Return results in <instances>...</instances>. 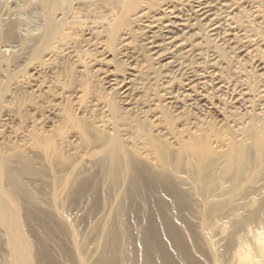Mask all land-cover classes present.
<instances>
[{"label": "rangeland", "instance_id": "rangeland-1", "mask_svg": "<svg viewBox=\"0 0 264 264\" xmlns=\"http://www.w3.org/2000/svg\"><path fill=\"white\" fill-rule=\"evenodd\" d=\"M127 1L103 0L95 7L91 5L94 0H79L80 4L67 2L62 7L67 24L62 34L68 36L67 43L57 42L44 50L40 48L37 53L32 48L43 27L37 18L25 13L19 15L26 33L22 42L16 43V47L15 44L10 47V42L0 43V154L7 158L29 154L31 132L56 131L58 143L63 137L64 152L72 159L73 166L95 176L99 189L86 197H76L71 213L74 234L84 240L89 264L99 260V240L102 231L109 227L108 232L118 235L116 254L120 253L119 243L126 240L125 234L130 236L131 260L134 259L135 264H139L143 248L153 263L155 257L149 244L157 247L160 264H264V206L261 212L255 213L257 215L252 214L255 221L244 224L242 214L236 213L231 205L242 202L244 196L255 201V205L259 199L264 201V167L259 165L257 146L261 139L264 152V110L260 109L262 102L257 96L264 85V70L259 69L264 65L257 68L258 62L254 61L264 63V0H249L247 5L241 4L229 15L239 30L248 32V40L238 38L239 43L247 47L244 53L210 37L205 27L194 21L189 0H135L111 45L108 30ZM7 2L0 0L1 20L8 18L2 10ZM166 8L177 12L187 24L183 36L197 53L189 55L188 52L179 61L200 73L208 72L205 78L208 82L217 80L221 85L227 84V89L222 90L217 89L219 85H212L213 92L212 83H206L203 94L206 93L207 107H188L183 101L187 93L180 85L183 84L181 74L176 68L155 64L146 48L147 26L162 17ZM121 80L127 83L122 90L119 89ZM172 99L178 103L171 104ZM242 99H248L249 104L239 106ZM112 101L120 112L117 119L124 147L143 168L153 172L160 170L147 139L168 148L171 170L168 184L171 180L172 186L174 183L180 188L175 187L180 197L171 194L169 186L158 189L145 178L141 180L144 188L141 191V187L135 191L130 189L131 177L115 182L101 179L97 164L88 157L87 147L78 134L69 126L62 128L64 114L70 112L87 127L90 141L99 140L112 131L107 111V104ZM126 102L132 107L126 106ZM199 141L205 142L214 158V166L205 170L206 184L199 180L196 157L182 152L184 146ZM234 148L245 151V167L239 174L233 172V177L230 174L220 180L225 167L223 156ZM209 181L216 188L219 205L213 209L208 201L202 210L199 193L212 192L208 188ZM228 194L234 201H226ZM123 199L125 207L119 210ZM219 200L223 201L222 206ZM224 202H227L225 206ZM119 212L123 229L116 227ZM235 222L240 223L238 227Z\"/></svg>", "mask_w": 264, "mask_h": 264}, {"label": "bare ground", "instance_id": "bare-ground-1", "mask_svg": "<svg viewBox=\"0 0 264 264\" xmlns=\"http://www.w3.org/2000/svg\"><path fill=\"white\" fill-rule=\"evenodd\" d=\"M6 1H8L6 3L7 6H4L5 8L3 7L4 9L2 10L4 12L3 14L7 15L8 18L3 20L0 19V25L3 28V30L1 29L2 32L0 31V43L2 41L10 42L11 45L8 43L10 47L12 44H15L16 47V43L19 44L22 42V37L23 35H26V33L24 34L23 22L19 18L21 13H25L31 17L33 16L37 18L42 25L41 27H43V31L41 29L42 34L37 37L36 45L32 48L33 51L36 50L35 53H37L40 48H43L44 50L45 47L53 45L57 42L58 44L61 43V45L62 43H67L68 36L62 34L63 26L66 24L62 7L67 2L69 4L72 2H77L80 4L79 0ZM102 1L103 0H94L91 5L94 7L97 5L99 6L102 4ZM189 1L191 2L190 4L193 9L194 21H196V23L199 22L201 26L205 27L207 34L210 37H213L214 40H217L216 42H221L222 45L224 44L227 46V48L231 46L229 49H233L241 53L246 51L245 48L247 49V47L244 48V46H242L243 42L241 45L239 43L241 39L238 38L241 37L242 40L248 38V32H246V30H244L245 32L239 30V28L232 21L233 18H231L229 15L233 13L234 10H237L238 6L241 4L247 5L249 0ZM135 2V0H128L123 10L121 9V14L118 13L119 15L114 18L115 20H113V22H111L112 24L108 30V38L111 45H113L117 39L120 27L126 22ZM81 5L85 6L83 3ZM87 7L89 6L87 5ZM164 12V14L162 13L163 16L161 15L162 17H158L154 24L152 22L151 26H147L149 35L147 36L146 48L152 56L153 61L156 62L155 64L162 67H164V65L168 66L169 69L176 68L178 71L177 73L181 74L183 84L180 83V85H182L183 91L187 93L183 95L185 96V100L183 99V101H186L187 106L196 109L205 107L207 100L205 98L206 93L204 92L205 94H203V90L204 87L208 86L206 85L208 80H205V78H208V75H206L208 72L204 73L205 71L203 72L202 70V73H200L196 71L195 68L190 67L191 65L187 66L179 61L184 55L188 54V52L189 55H197V53L191 50L192 45L186 44V39L183 35L186 34L187 24L185 23V25L183 23L181 16L171 9L168 10V8H166ZM32 42L34 43V41ZM254 61L258 62L256 66L257 68L264 65L262 61L256 59ZM259 69L264 70V67L262 66ZM216 81L209 80V82L212 83L211 87L212 85H219L217 89H227V84L221 85V82ZM125 86H127V83L122 82L121 80L119 89L122 90ZM214 88L215 87H212V91ZM262 88L263 89L259 91L257 96L262 102L260 109L264 110V85ZM126 90L127 89H125V91ZM247 100L242 99V102L239 104V106L245 107L247 104H249ZM175 102L178 103L177 100L172 99L171 104ZM125 104L126 106L132 107L129 102H126ZM174 105L176 106V104ZM107 107V111L109 112L111 119L110 121L112 131H110L111 133L109 134H103L104 136L99 140L95 139L96 141H90L87 127L82 121H80V119L73 116L70 112H65L63 120L64 124L62 126L63 129H65L66 126H69L73 131H75L76 134H78L79 139L82 141L85 147H87L88 157L90 160H94L93 163H96L97 165H95L99 168L98 174L101 173L100 176L102 178L100 176L98 177L103 180L106 179L110 182H115L117 179L123 177H131L132 182L130 189H133L134 191L139 190L140 187L141 189L139 191L144 189L142 188L143 186L141 180L145 178L153 183V185L155 184L158 189L169 186L168 190L170 192L172 191L171 194L176 196V198L180 197L181 194H179L180 192L177 191L180 188L174 186V183L173 187L171 185V180H169L171 182L170 185L168 184V176L169 172L171 171H169L170 162H168V158L170 155L168 153L169 150L167 151L168 148L166 149L165 146H162L157 141L149 140L150 138L147 139L149 150L154 153L160 170L153 172L143 168V166H141L137 160L132 158V154H128V151H126V148L124 147L123 140L119 132L120 123L118 122L117 118L119 117L120 112L117 105H115V102L112 101L107 104ZM62 128H60L59 131H61ZM61 132L63 133V131ZM57 137L58 135L56 131H51L47 134L31 132L29 134V154H18L15 157L12 156L8 158L0 154V264L90 263L88 262V253L85 248L84 240L80 239L78 234H74L73 227L71 225V213L75 205L74 202L76 197H86L88 193L89 195L90 193H96L99 187L95 182L96 179L94 175L89 176L82 168L73 166L72 159L64 152L63 145L65 144L62 141L63 137H60L61 142L59 141V143L57 141ZM257 146L260 153L259 165L264 167V152L262 150L263 142L261 139L257 141ZM182 152H187L196 157L199 163V180L201 183L206 184L208 176L206 175L205 170L210 165L214 166V162H212V159L214 158L205 145V142L199 141L195 144L193 143V145H186L183 147ZM223 159L225 167L222 174L219 175L220 180H225L230 174L232 175L233 172L235 175L239 174L245 167V151L242 148L229 149L228 152L224 154ZM235 178L237 179V177ZM146 184L150 185L149 182ZM209 184H211V182ZM208 188H210L212 191L209 193L210 195L205 193L204 195L201 193V191L199 193L200 200L198 199V201L201 207L207 205L208 201H210L211 206L214 209V206L219 205L217 203V191L212 184ZM234 189L233 191L235 192ZM149 191L150 190L148 189V192ZM152 193L155 192L152 190ZM165 193L166 192L164 191V194ZM173 195L172 197L174 198ZM229 196L230 195L228 194V199L226 198V201H234L232 200L233 198ZM180 199H182V197ZM78 200L79 199H77V202ZM82 201L80 200V202ZM227 202H224V206ZM256 202L257 203L255 205V201L251 202L244 196L242 202H239L237 205L235 203L231 205H234L233 209H235L236 213L242 214L244 217L242 219L244 220L243 223L249 224L250 221L254 220L255 218L254 217L252 219V214L255 216L257 215L255 213L263 210L264 201H260L259 199ZM125 203L126 201L124 199L119 202V210L124 209ZM219 203L220 205H223V201L222 203L221 201ZM203 209L204 207H202V210ZM120 216L121 214L119 212V218L117 220L118 223L116 227L123 229V219ZM239 224L240 223H234L235 227H238ZM109 230H111L110 227L108 230L105 228L102 231L101 239L99 240L101 247L99 252L100 258L96 263L94 262V264H116L117 261L121 264H133L134 262L132 263V261L134 259L131 260V254L133 252L131 244L133 242H131L130 236L125 234L126 240L123 242V244H121V242L119 243L121 247L120 253L116 254L117 249H114V247L118 245L116 240L118 235L113 231L108 232ZM152 245L153 244H149V247L153 252L151 254H154L155 257L152 258L154 259L153 263L150 262L151 260L149 259L150 255H148V251L143 248V253H141L140 256L138 255L139 264H160V254L158 253L157 247ZM114 251H116V253ZM262 261L264 263L263 254ZM244 264H248V262H245Z\"/></svg>", "mask_w": 264, "mask_h": 264}]
</instances>
